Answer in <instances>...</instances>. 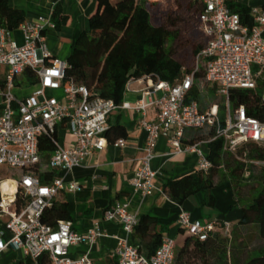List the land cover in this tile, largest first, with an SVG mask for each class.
<instances>
[{
	"label": "built area",
	"instance_id": "obj_1",
	"mask_svg": "<svg viewBox=\"0 0 264 264\" xmlns=\"http://www.w3.org/2000/svg\"><path fill=\"white\" fill-rule=\"evenodd\" d=\"M198 1V29L207 38L201 51L205 61L201 84L204 88L212 86L217 98H225L224 124L218 102L204 108L197 100L187 101L189 91L197 85L194 73L185 74L175 83L140 78L148 82V88L136 108L145 112L148 105H154L157 109L155 121H139L147 140L132 185L144 195L153 193L160 173L152 169L151 160L163 134L176 152H196L200 157L198 170L203 173L213 166L203 146L216 137L224 138L225 149L231 152L248 142L264 144V122L250 116L245 105L235 108L229 100L232 89L256 90L262 84L260 101L264 105V10L251 9L253 24L249 26L242 23L239 13L230 10L229 0ZM18 28L21 43L12 37L11 30L0 26V68L5 69L0 80V261L14 251L21 256L5 264H94L88 252L74 256L71 248L81 243L93 245L105 235L99 223L81 234L70 221L60 220L57 226H51L43 221V215L60 192L79 189V183L66 182L65 175L83 165L94 151L107 146L108 118L121 104L91 92L84 84L66 80L67 60L53 56L46 43V30L56 29L52 15L24 20ZM26 70L36 77L29 86L21 82ZM56 92H60L59 96ZM153 95L154 99L146 101ZM122 105L130 107L129 103ZM60 126L73 137L68 147L58 141ZM186 129L213 130L215 135L183 144ZM41 136H50L56 143L45 162L39 149ZM113 145L124 147L126 139L119 138ZM11 170H23L24 174L13 178ZM48 171L60 174L44 183L40 174ZM104 217L119 222L125 231L111 251L117 264L174 263L178 242L169 236L163 237L150 257L132 244L130 236L139 216L130 212L128 201H117L105 210ZM178 225L184 235L200 240L214 232L227 235L231 227L220 219L207 223L193 220L186 210L180 212Z\"/></svg>",
	"mask_w": 264,
	"mask_h": 264
},
{
	"label": "trees",
	"instance_id": "obj_2",
	"mask_svg": "<svg viewBox=\"0 0 264 264\" xmlns=\"http://www.w3.org/2000/svg\"><path fill=\"white\" fill-rule=\"evenodd\" d=\"M185 1L192 9V25L199 30L201 4L198 0ZM156 5L147 0H96V8L89 18V29L80 33L67 58L66 80L84 84L91 92L120 105L132 78L150 77L175 83L185 74L194 73L197 85L189 91L187 101L197 100L204 108L218 102L220 118L224 124L225 98L208 103L203 90L206 87L201 84L205 77V61L201 51L206 42L195 46L193 64L184 71V64L177 58V52L184 31L182 25L187 19L167 12L155 23L150 7ZM228 7L239 13L242 23L249 26L253 24L250 6L229 0ZM52 18L56 29L66 24L68 19L57 6ZM23 20L22 10L13 8L9 0H0V26L13 31ZM35 81L36 77L30 70H26L21 82L29 86ZM260 85L256 90L232 89L229 100L235 108L245 105L250 116L264 122V105L260 101L263 87ZM209 94L214 96V90ZM108 128L105 135L109 141L127 135L122 124ZM214 135L213 130H196L192 141L208 139ZM55 148L56 143L52 137H40L39 149L44 162ZM206 148L207 157L213 165L208 173L198 171L167 181L163 190L178 204H183L197 193H203L206 204L214 206L216 198L212 190L230 181L238 202L230 209H239L241 218L239 225L232 227L227 235L214 232L205 240L186 235L183 244L176 250L173 264H264V164L260 166L258 174L255 171L258 165L255 162H264V144L248 142L236 152H231L225 149L224 138L216 137L207 142ZM23 174V170H11L9 175L20 178ZM59 174L57 171H48L40 176L42 182L46 183ZM219 175L221 180L216 184L215 178ZM244 188H248L247 193L243 191ZM69 219L71 214L67 203L58 198L43 215V221L51 226H57L60 220ZM158 227L156 217L144 214L139 217L134 228L133 234H137L139 240L133 241V244L147 257L155 254L164 237L162 229ZM146 238H150V242L147 251L143 253L142 242ZM254 241L258 244L252 247ZM22 264L31 263L25 261Z\"/></svg>",
	"mask_w": 264,
	"mask_h": 264
},
{
	"label": "crops",
	"instance_id": "obj_3",
	"mask_svg": "<svg viewBox=\"0 0 264 264\" xmlns=\"http://www.w3.org/2000/svg\"><path fill=\"white\" fill-rule=\"evenodd\" d=\"M234 2L250 6L251 9L259 7L264 10V0H234ZM9 3L13 8L24 12V20L51 16L54 8L59 7L61 14L68 18L67 23L58 29H47L46 43L53 56L66 60L77 37L89 29V18L96 8V0H9ZM11 34L19 43L23 41L19 28L14 29ZM4 70L3 67L0 68V80L4 77ZM147 88L146 80L130 79L121 106L109 115L108 127L118 123L125 126L127 135L121 138L126 139V145L116 147L113 145L114 141L108 140L109 143L103 150L94 151L83 165L73 168L65 175V181L78 182L79 189L62 191L56 197L59 201L67 203L71 214V219L67 221L72 223V228L76 232L84 234L95 223H99L105 231L106 234L93 245L81 243L71 248L74 256L88 252L94 264H117L116 259L111 256V251L117 246L118 237L125 236V231L122 224L106 220L104 217L105 210L117 201H128L130 212L139 217L144 214L156 217L158 229H162L163 236H169L177 242L181 240V244L178 242V247L183 244L186 237L178 225V217L182 210L188 211L193 220L202 223L220 219L228 222L231 225L230 229L239 225L240 210L230 209L238 203L234 186L230 181L219 184L212 190L216 198L214 206L206 204L203 193H197L186 199L183 204H178L164 192V184L167 181L198 172L200 162L196 152H176L169 143L167 135L163 134L158 138L156 155L151 160L152 169L160 172L155 179L153 193L144 195L134 189L132 179L141 164L147 140V132L140 127L139 121L143 118L147 121H155L157 117V109L154 105H148L145 112L136 108L137 102ZM207 89L215 92L210 85H207ZM155 97L156 95H153L145 99L150 102ZM123 103H129L130 107H124ZM59 135L63 137L62 141ZM195 135L196 130L186 129L183 144L195 142L192 141ZM57 138L65 147L73 141V137L63 126L57 129ZM203 149L206 152V145ZM220 180V175L216 176L215 183H219ZM133 235L130 236L132 244L133 241L139 240L137 234ZM149 242L150 238L142 242L143 253L147 251ZM9 254H14V251L6 253L2 259L4 264L9 260L7 259Z\"/></svg>",
	"mask_w": 264,
	"mask_h": 264
},
{
	"label": "rangeland",
	"instance_id": "obj_4",
	"mask_svg": "<svg viewBox=\"0 0 264 264\" xmlns=\"http://www.w3.org/2000/svg\"><path fill=\"white\" fill-rule=\"evenodd\" d=\"M113 2H116L118 0H112ZM152 2H155L157 5L156 7L151 6L150 9L152 11L153 16L155 17V23L158 22L159 18L162 17L164 13H176L184 18H186V22L184 25H182L183 36L181 38V41L179 42L178 46V52H177V58L184 64V71H186L188 68H190L193 64V51L195 49V46L197 44H203L204 41L206 42L207 38L200 32V30H196L192 25V9L190 8V5L185 0H153ZM191 20V21H190ZM207 95V102L211 101H217L218 98L214 96H211L209 93L210 91L207 89H203ZM16 93V92H15ZM60 92H56L55 95L59 96ZM206 102V103H207ZM60 141H62L63 137L61 135L58 136ZM260 166L257 165L255 168L256 174L260 171ZM245 193H247L248 188H244L243 190ZM179 244H181V240H178ZM254 244H258L257 241H254L252 244V247ZM21 256L20 253L14 252V254L10 255L9 258H19ZM1 264H4L3 261H0Z\"/></svg>",
	"mask_w": 264,
	"mask_h": 264
}]
</instances>
